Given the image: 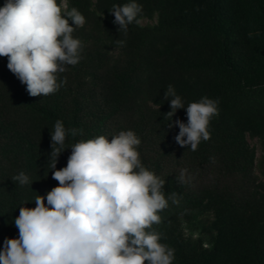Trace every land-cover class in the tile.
Instances as JSON below:
<instances>
[{
  "label": "trees",
  "instance_id": "16d2710c",
  "mask_svg": "<svg viewBox=\"0 0 264 264\" xmlns=\"http://www.w3.org/2000/svg\"><path fill=\"white\" fill-rule=\"evenodd\" d=\"M66 2L62 15L76 8L86 22L72 25L80 60L57 73L56 92L31 96L0 57V251L19 237L20 208H34L38 195L47 204L58 186L52 172L67 166L75 143L132 130L141 164L165 181L168 206L147 231L174 250L173 264H264V180L248 140L257 137L264 151V0H136L139 23L126 32L111 11L130 0ZM145 17L157 22L143 25ZM169 85L185 106L172 120ZM204 97L219 101V114L193 151L176 142L175 121L187 124L186 107ZM57 120L65 150L51 169ZM21 171L29 184L12 179ZM204 214L212 215L208 224ZM200 224L201 236L187 234Z\"/></svg>",
  "mask_w": 264,
  "mask_h": 264
},
{
  "label": "clouds",
  "instance_id": "9594fccd",
  "mask_svg": "<svg viewBox=\"0 0 264 264\" xmlns=\"http://www.w3.org/2000/svg\"><path fill=\"white\" fill-rule=\"evenodd\" d=\"M67 7L57 0H6L0 7V57H7L8 69L33 97L56 92L61 86L57 73L80 60L82 44L73 38L72 25L83 27L86 21L76 8L62 15ZM141 11L142 6L130 0L113 5L111 13L118 30L126 32L134 21L139 23ZM165 99L170 100L166 116L172 120L185 106L171 85ZM218 104L208 97L190 103L187 124L175 121L176 142L195 151L201 140L210 139L208 126L219 114ZM65 139L66 129L57 120L51 133V169L65 150ZM140 143L132 130L111 140L101 135L75 143L67 166L52 172L58 186L47 193V204L38 195L34 208H20L14 220L19 237L5 239L0 264H173L174 250L160 242L159 233L147 231L161 222L158 213L168 200L162 191L165 181L141 164ZM12 179L30 183L23 171ZM169 199L176 202L174 195Z\"/></svg>",
  "mask_w": 264,
  "mask_h": 264
},
{
  "label": "rangeland",
  "instance_id": "374dc122",
  "mask_svg": "<svg viewBox=\"0 0 264 264\" xmlns=\"http://www.w3.org/2000/svg\"><path fill=\"white\" fill-rule=\"evenodd\" d=\"M63 2H66V0H64ZM64 10H66V9H64ZM156 22H157L156 18L145 17V18L141 19V24H143V25H154ZM248 140H249L251 146L256 149L257 174L261 179L264 180V151L262 149L261 142L257 137H252L250 135L248 137ZM201 218H202L203 224H208V221L210 219H212V215L211 214H204ZM186 232H187V234H190L192 232L194 237H198L204 233V229H203V226L200 224L198 226H195L194 229H187Z\"/></svg>",
  "mask_w": 264,
  "mask_h": 264
}]
</instances>
